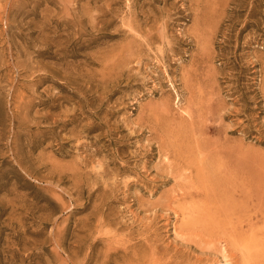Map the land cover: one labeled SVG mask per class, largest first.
<instances>
[{
  "label": "rangeland",
  "instance_id": "374dc122",
  "mask_svg": "<svg viewBox=\"0 0 264 264\" xmlns=\"http://www.w3.org/2000/svg\"><path fill=\"white\" fill-rule=\"evenodd\" d=\"M210 167L264 202V0H0V264H264Z\"/></svg>",
  "mask_w": 264,
  "mask_h": 264
},
{
  "label": "bare ground",
  "instance_id": "6f19581e",
  "mask_svg": "<svg viewBox=\"0 0 264 264\" xmlns=\"http://www.w3.org/2000/svg\"><path fill=\"white\" fill-rule=\"evenodd\" d=\"M204 128V127H203ZM194 143V142H193ZM193 145V144H192ZM193 146H195V145H193ZM200 146V145H199ZM200 148V147H199ZM219 156V155H218ZM204 157V156H203ZM192 158V157H191ZM185 159V158H184ZM193 159V158H192ZM192 159H189L188 160V158H187V160L185 159L184 160V164H185V166H187V167H189L190 168V166H195V164H196V162H194ZM213 161V160H212ZM187 162V163H186ZM203 162V161H202ZM188 163H190V165L188 164ZM204 163H206V162H204ZM209 163H207V165H208ZM218 164V163H217ZM197 165H198V163H197ZM197 165H196V169H197ZM210 165V164H209ZM212 165V164H211ZM223 165V164H222ZM199 166V165H198ZM218 166V165H217ZM204 166H202V168H203ZM199 170H201L202 168L199 166ZM213 169V167H210V169ZM212 169H211V171H207L205 168H204V170L205 171H203V172H205V173H207V174H203V173H201L200 174V172H199V177L197 178V179H195L194 181H193V183H195V182H197V184L199 183V184H205V182H207V180H209L210 182H214V183H212L213 185H211V184H207V185H205L206 186V188L205 189H207V188H209V189H207V190H212L213 192H211V191H206V193L204 194L205 195V198L207 199V201L208 202H210V204H212V205H210L209 206V204H208V208L207 207H204L205 208V210H204V208H203V211H202V215H200V216H210V218L212 219V221L213 222H215V224H219V226L218 227H222L223 228V230H222V232H224V230H225V232H226V234L225 233H223L225 236H223L224 238H225V240L227 241V243H225L224 244V246L220 249V251L222 252V254L224 255V256H226L227 254H229L230 252V247H233L234 249H238V250H242L241 252L244 254V252L246 251L247 253H249V254H252L253 252H254V250H253V246H255L256 244H255V242H257L258 240H262L263 242H264V238H261V237H259L258 235H259V233H260V231L262 230V229H251V230H248L247 228H246V226H253V225H255L256 223H258L259 221H262L263 223H264V216L262 217V218H260L259 217V214L260 213H264V202H262L261 200H260V198L259 199H255V197L253 196V191L252 190H250L251 189V187H250V191L249 192H247V190L245 191V189L243 188V187H245V186H243V187H240V189L238 188H236V190H235V192H232V194L230 195V201H228L229 203H227V202H222L221 201V197H222V195H223V193H224V195H226L227 196V194H225V192H222V193H219L220 191H222V189L221 188H217V187H220V186H223L224 184H226V183H231L232 182V180H230L231 179V177L228 175H226L224 172H216L215 173V171H214V173L212 172ZM198 172V171H197ZM202 172V171H201ZM235 173V175H236V171L234 172ZM198 174V173H197ZM231 174V173H230ZM233 175V174H232ZM233 177V176H232ZM237 177V176H236ZM234 178V181L237 179V178ZM239 179V178H238ZM240 180V179H239ZM242 180H243V178H242ZM238 181V180H237ZM192 183V184H193ZM209 183V182H208ZM240 183V182H239ZM241 183H242V181H241ZM241 183H240V185H241ZM248 183V182H247ZM198 184V185H199ZM243 184V183H242ZM245 184V183H244ZM217 186V187H215V186ZM234 185H236V184H234ZM239 185V184H238ZM200 186V185H199ZM228 186V185H227ZM250 186V185H249ZM230 187H231V185H230ZM239 187V186H238ZM202 188V187H201ZM220 189V191L218 192V190L216 191V192H214V190L215 189ZM225 188V187H224ZM224 188H223V191H224ZM205 189H204V191H205ZM227 189H229V188H227ZM235 189V188H234ZM246 189H248V188H246ZM226 190V189H225ZM226 192H227V190H226ZM245 192H247L248 194H249V196L247 197V199H245L246 200V203L244 204L243 203V196H241V197H239L240 195H245L244 193ZM183 193V192H182ZM202 193V190H201V192L199 191V190H196L195 189V191H188V192H186V195L187 196H195V195H198V194H201ZM237 195H239V196H237ZM229 196V195H228ZM227 196V197H228ZM246 196V195H245ZM225 197V196H224ZM229 198H227V200L229 199ZM174 200H176V199H174ZM203 200V199H202ZM225 200V199H224ZM226 200V201H227ZM205 203H206V200L204 201ZM171 205V204H170ZM171 208H173V207H171ZM207 208V209H206ZM177 209V208H176ZM201 209V208H200ZM174 210V209H173ZM183 210H184V207H183ZM193 210H195V209H193ZM243 210L244 211H248V212H251L250 214H249V216L248 217H246V218H242V217H240L241 216V213L243 212ZM174 211H176V210H174ZM178 211V210H177ZM199 211L200 210H198L197 212L199 213ZM200 211V212H201ZM182 212V211H181ZM180 211H178V213H181ZM177 213V212H176ZM197 214V213H196ZM235 214H237L238 215V217L236 218L237 220L236 221H233L231 218V216L233 215V217H235L236 215ZM179 216V215H178ZM196 216H194V218H195ZM189 218H191V217H189ZM209 218V219H210ZM192 219H193V217H192ZM188 220V219H187ZM186 220V221H187ZM196 220H197V218H196ZM195 220V221H196ZM208 222V221H207ZM205 225V224H204ZM144 226V225H143ZM191 226H192V224H191ZM212 226V225H211ZM205 227V226H204ZM214 227H216V226H214ZM184 228V227H183ZM195 228V227H194ZM217 228V227H216ZM204 229V228H203ZM211 229V228H210ZM196 230V229H195ZM218 230H219V228H218ZM215 231V230H214ZM263 231V230H262ZM263 233H264V231H263ZM217 234V233H216ZM250 235L249 237V239H250V241L249 242H247V243H244L243 241H242V239L246 236V235ZM145 237V236H144ZM263 237V236H262ZM188 240V239H187ZM243 240H245V239H243ZM261 241V242H262ZM221 242V241H220ZM164 245V244H163ZM167 245V244H166ZM228 245H229V247H228ZM243 249H244V252H243ZM257 250V249H256ZM209 251V250H208ZM231 252H232V250H231ZM235 253V252H234ZM263 253V252H262ZM262 253H255V254H258V255H260V254H262ZM232 254V253H231ZM234 255V254H233ZM245 255V254H244ZM263 255H264V253H263ZM170 257V256H169ZM139 258H141V256H139ZM138 258V259H139ZM168 258V257H167ZM161 257H158V256H152V258H151V262H149L147 259H145L144 260V262L142 263V264H167L166 263V261H165V263H162V261H161ZM171 259V258H170ZM243 259H244V257H243ZM198 260V259H197ZM202 260V259H201ZM238 260V259H237ZM229 261V260H228ZM245 261H247V263H249V261L245 258ZM198 262V261H197ZM239 262V261H238ZM257 263L258 261H254V263ZM229 263H230V261H229Z\"/></svg>",
  "mask_w": 264,
  "mask_h": 264
}]
</instances>
